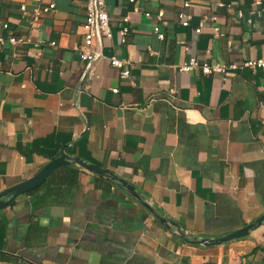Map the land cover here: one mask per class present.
<instances>
[{"label": "crops", "instance_id": "obj_1", "mask_svg": "<svg viewBox=\"0 0 264 264\" xmlns=\"http://www.w3.org/2000/svg\"><path fill=\"white\" fill-rule=\"evenodd\" d=\"M106 1L113 33L88 66L77 49L87 0H0V192L63 149L129 181L177 225L76 163L67 201L25 193L0 209V264H264V222L218 245L183 238H217L264 214V68H181L191 56L262 58L264 0Z\"/></svg>", "mask_w": 264, "mask_h": 264}, {"label": "built area", "instance_id": "obj_2", "mask_svg": "<svg viewBox=\"0 0 264 264\" xmlns=\"http://www.w3.org/2000/svg\"><path fill=\"white\" fill-rule=\"evenodd\" d=\"M134 1V0H132ZM260 1H256V4H259ZM192 5V0H185L183 2L184 7H190ZM25 9L24 6H22ZM55 8V4H49L48 6L43 7L44 12H48ZM254 11L250 12L249 15L253 14ZM163 13L160 15L162 17ZM240 16H244L242 11L239 12ZM177 17L182 25L188 26L190 24L191 15L184 11H179ZM127 18H123V22H127ZM250 20V18H248ZM126 25V24H125ZM203 22L196 28L197 31H201L203 27ZM84 42L77 47L79 51V56L81 60L85 61L89 66L93 61L101 58L103 56V51L101 48L95 47L96 41L101 37H111L112 36V20L110 14L107 10V1L106 0H87L86 2V19L84 22ZM128 28L123 26L120 30L121 35H125ZM215 31H218V28H215ZM154 32L158 35L160 39H164L165 35L160 31V27L156 26ZM218 33V32H217ZM12 42L23 41V38L11 37ZM43 41V40H42ZM55 44V42H51ZM264 47V40H263ZM111 65L118 68H122V74L126 77L130 76V69L127 68L126 61L118 58L117 56H112L109 58ZM200 67L204 74H225L227 75L230 71L236 70L240 67H250V68H264V56L259 59H250L243 61L241 63H224V62H215L210 63L207 61H201L195 56H191L187 62L182 64L181 68L183 70H191L193 68ZM117 91V89H115Z\"/></svg>", "mask_w": 264, "mask_h": 264}, {"label": "water", "instance_id": "obj_3", "mask_svg": "<svg viewBox=\"0 0 264 264\" xmlns=\"http://www.w3.org/2000/svg\"><path fill=\"white\" fill-rule=\"evenodd\" d=\"M77 163L80 166L88 169L91 172H94L98 174L100 177L105 178L106 180H109L111 182H115L122 188H125L127 191L130 192L131 195L136 197L144 206H146L150 212L157 218V220L162 223L167 228L171 229L172 226H176L177 224L162 215H160L143 197L138 193L136 190V187L127 181L126 179L113 174L112 172L108 171L105 168H102L98 165L92 164L90 162H87L83 160L80 157L77 156H70L68 155L63 149L60 152V155L56 158L50 160L47 162L38 172H36L33 176L30 178H27L23 180L22 182L15 184L9 188H6L5 190L0 192V209L9 205L11 202H13L18 196L28 193L32 189H35L40 184H42L47 177L55 171L58 167L65 165V164H71V163ZM5 197H8L5 199ZM264 222V214L260 217L256 218L253 222L235 229L223 236L217 237V238H200L197 240H190L186 236H183V238L187 241H191L193 243H199V244H205V245H218L222 244L227 241H231L233 239H238L247 236L251 230L258 227L260 224Z\"/></svg>", "mask_w": 264, "mask_h": 264}, {"label": "trees", "instance_id": "obj_4", "mask_svg": "<svg viewBox=\"0 0 264 264\" xmlns=\"http://www.w3.org/2000/svg\"><path fill=\"white\" fill-rule=\"evenodd\" d=\"M78 176L79 166L76 163L62 165L28 194L35 196L40 201H45L48 198L54 199L53 201H67L73 194ZM40 192H42L41 196H39Z\"/></svg>", "mask_w": 264, "mask_h": 264}]
</instances>
